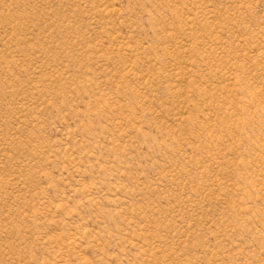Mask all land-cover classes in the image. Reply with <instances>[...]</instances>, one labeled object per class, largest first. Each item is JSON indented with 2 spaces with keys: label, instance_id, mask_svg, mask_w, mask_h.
<instances>
[{
  "label": "rangeland",
  "instance_id": "obj_1",
  "mask_svg": "<svg viewBox=\"0 0 264 264\" xmlns=\"http://www.w3.org/2000/svg\"><path fill=\"white\" fill-rule=\"evenodd\" d=\"M0 264H264V0H0Z\"/></svg>",
  "mask_w": 264,
  "mask_h": 264
}]
</instances>
